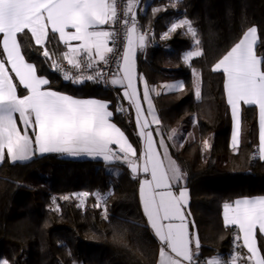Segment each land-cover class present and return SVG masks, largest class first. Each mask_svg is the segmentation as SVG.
<instances>
[{
  "label": "snow or ice",
  "instance_id": "6c2138e0",
  "mask_svg": "<svg viewBox=\"0 0 264 264\" xmlns=\"http://www.w3.org/2000/svg\"><path fill=\"white\" fill-rule=\"evenodd\" d=\"M142 2L146 0H0V162L6 158L13 163L25 162L36 153H56L101 159L105 165H126L133 178L144 174L139 179V202L144 226L158 241L157 264H264V195L224 202L223 224L234 229L233 247L226 254L205 257L202 253L195 222L187 211L186 173L170 154L168 141L174 142L179 130L172 129L164 138L151 98L165 90L183 91L185 86L178 81L163 84L157 91L138 76L137 53L153 36L151 22L143 30L139 24L138 16L145 14L139 7ZM180 2L168 0L153 8V18L168 8L176 9ZM165 27L161 40L171 39L178 31L191 39L189 49L181 54L182 62L191 67V62L203 55L193 22L177 14ZM29 34L42 49L44 61H51L53 70L65 81L104 83L118 90L115 112L127 111L120 102L127 101L134 112L138 147L112 122L110 101L76 98L49 87V79L39 74L38 66L24 54L21 37ZM121 38L122 50L118 46ZM52 39L66 49L60 59L47 47ZM61 61L68 67H62ZM211 71L223 74L224 96L232 118L231 148L239 150L243 108L254 106L258 115V159L264 161V38L258 27L243 30ZM192 75L194 94L199 99L201 74L193 68ZM141 82L142 95L138 88ZM21 87L26 94H18ZM209 147L204 140L203 148ZM108 195L80 191L59 199H75L80 202L78 206H83L93 197V207L103 208L102 217L108 221ZM56 201L53 197V205ZM53 210H59L58 205ZM0 264L10 261L0 258Z\"/></svg>",
  "mask_w": 264,
  "mask_h": 264
},
{
  "label": "trees",
  "instance_id": "16d2710c",
  "mask_svg": "<svg viewBox=\"0 0 264 264\" xmlns=\"http://www.w3.org/2000/svg\"><path fill=\"white\" fill-rule=\"evenodd\" d=\"M167 3L148 0L145 14L138 16L142 30L151 22L158 46L138 56L137 69L153 86L178 80L184 83L183 91L161 93L153 100L163 132L179 130L174 142L168 141L170 154L186 173L190 217L202 253L205 257L226 254L233 247L234 229L224 226L222 205L264 195V161L252 158L258 145L254 106L243 108L238 152L230 148L231 117L223 74L211 68L248 27L257 26L264 38V0H181L176 9L168 8L153 18L152 9ZM177 14L186 15L198 32L203 55L191 67L181 60L192 43L189 37L178 31L171 39H160L166 23ZM21 43L26 59L49 79L51 89L110 101L113 121L138 147L132 112L124 106L127 111L116 113L118 100L111 91L90 82L64 85L30 34L21 37ZM47 47L56 53V59L65 49L56 39ZM191 68L201 74L199 99L194 94ZM204 140L208 149L203 148ZM80 191L110 193L108 221L102 217L103 208L93 207V197L83 206L75 199H59ZM53 197H57L59 210H53ZM144 225L137 181L123 164L110 169L100 161L51 153L23 163L0 164V258H7L10 264H156L158 242Z\"/></svg>",
  "mask_w": 264,
  "mask_h": 264
},
{
  "label": "crops",
  "instance_id": "0c3cea01",
  "mask_svg": "<svg viewBox=\"0 0 264 264\" xmlns=\"http://www.w3.org/2000/svg\"><path fill=\"white\" fill-rule=\"evenodd\" d=\"M147 1L148 0H146V3H147ZM146 3H141V5L139 6V7H141V8H144L145 7V5H146ZM149 47H152L151 46V44L149 43V45L143 50V51H140V52H138L137 53V58H136V71H137V74H138V76L139 75H142V74H140L139 72H138V69H137V59H138V56L139 55H144L145 54V52H146V50H147V48H149ZM66 49H64V51H65ZM220 73H222V72H220ZM13 76H14V74H12ZM143 76V75H142ZM143 78H144V81H146L147 82V80L145 79V77L143 76ZM173 82V81H172ZM171 82V83H172ZM17 83H18V81H17ZM167 83H169V82H166V83H162V84H167ZM147 84L149 85V87L151 88V87H156V86H153V85H150L148 82H147ZM162 84H160V85H162ZM159 85V86H160ZM138 88H139V91H140V93H141V95H142V92H143V83L141 82V83H139L138 84ZM156 89H158V88H156ZM114 90L116 91V93L118 94V90L116 89V88H114ZM119 91H122V89L121 90H119ZM173 91H178V90H173ZM173 91H163V92H161V93H168V92H173ZM60 92V91H59ZM62 93H64V92H62ZM18 94L19 95H24V94H26L25 93V91L22 89V87L20 88V89H18ZM67 94V93H66ZM70 95V94H69ZM154 96H155V94H152V96H151V98H152V101H153V105H154V108H155V112H156V115L158 116V114H157V111H156V107H155V104H154V100H153V98H154ZM75 97V96H74ZM76 98H85V99H87V98H95V97H76ZM95 99H100V100H102V101H108V100H106V99H102V98H95ZM226 99V98H225ZM122 105H123V107L125 106V107H128L129 109H130V107H129V105H128V103H127V101H122ZM144 107L146 108L147 107V105L145 104L144 105ZM229 107V106H228ZM109 110H111V108H109ZM131 110V109H130ZM229 110H230V108H229ZM112 111V110H111ZM131 112H132V118H133V123H134V128H135V131H136V126H135V121H134V112L131 110ZM256 112H257V110H256ZM230 117H231V112H230ZM17 120H18V114H17ZM19 122V121H18ZM112 122H114L113 121V117H112ZM115 123V122H114ZM116 124V123H115ZM118 126V125H117ZM119 127V126H118ZM152 127H153V129L156 127V125H152ZM160 127V130H161V132H163V130H162V128H161V125L159 126ZM258 131H259V129H258V115H257V134H258ZM164 133V132H163ZM231 135H232V118H231V133H230V142H229V144H230V148H231ZM127 136V135H126ZM138 137V136H137ZM160 137H157V139H159ZM129 139V138H128ZM134 146V145H133ZM135 147V146H134ZM232 149V148H231ZM257 149H258V145L256 146V148L254 149V151H253V153H252V158H253V155L254 154H256V156H257V158H255V159H258V152H257ZM233 150V149H232ZM234 151V150H233ZM47 154H50V153H47ZM51 154H56V153H51ZM36 155H41V154H39V153H36L32 158H34ZM60 155V154H59ZM61 156H63V157H65V158H70V159H86V160H94V159H91V158H72V157H67V156H64V155H61ZM31 158V159H32ZM30 159V160H31ZM4 161H8L9 163H13V162H11V161H9L7 158L4 160ZM95 161H100L101 163H103L104 164V166H106V167H108V168H110V169H116L117 168V164H119V163H114V164H111V165H105V163L101 160V159H95ZM25 162H27V161H25ZM1 163H3V162H0V164ZM15 163H23V162H15ZM126 166V165H125ZM127 167V166H126ZM128 169V168H127ZM128 171L130 172V170L128 169ZM130 174L133 176V174L130 172ZM143 173H141L140 174V176L139 177H137V178H135L136 179V181H137V185H138V188H139V179H142L143 178ZM138 197H139V193H138ZM189 202H190V195H189ZM187 211H189V204H188V208H187ZM223 218V217H222ZM190 219H191V217H190ZM152 233V232H151ZM154 236V235H153ZM155 238V237H154ZM156 239V238H155ZM156 241H157V239H156ZM158 242V241H157ZM156 264H157V261H156Z\"/></svg>",
  "mask_w": 264,
  "mask_h": 264
},
{
  "label": "built area",
  "instance_id": "2783aa9c",
  "mask_svg": "<svg viewBox=\"0 0 264 264\" xmlns=\"http://www.w3.org/2000/svg\"><path fill=\"white\" fill-rule=\"evenodd\" d=\"M150 44H151L152 47H157V46H158L157 40L155 39L154 36H152V38L150 39ZM118 46H119V47L121 48V50H122V38H121V40L119 41ZM61 66L64 67V68H67V67H68V65L66 64V62H63V61H61ZM101 67H104V66L101 65ZM105 70L107 71V69H105ZM112 70L115 71L114 68H113ZM56 73H57V75L59 76L61 82H62L64 85L71 86V87H74V86L80 85V84H72L70 81H65L64 79H62V76H61V74H60L59 72H56ZM90 83H93V82H90ZM93 84L96 85V86H98V87H100V88H102V89H104V90H109V91H111V92L114 94V96L117 98V100L119 99L118 94H117L116 91L114 90V87H113V86H111V85H106V84H104V83H93ZM120 102L122 103V101H120ZM231 249H232V247L228 250V252H229Z\"/></svg>",
  "mask_w": 264,
  "mask_h": 264
},
{
  "label": "rangeland",
  "instance_id": "374dc122",
  "mask_svg": "<svg viewBox=\"0 0 264 264\" xmlns=\"http://www.w3.org/2000/svg\"><path fill=\"white\" fill-rule=\"evenodd\" d=\"M192 69H193V68H191V75H192ZM196 70H197V69H196ZM197 71H198V70H197ZM192 80H193V75H192ZM178 81H181V80H178ZM178 81H173L172 83H174V82H178ZM170 83H171V82H169V83H167V84H170ZM162 85H163V84H162ZM160 86H161V85H160ZM160 86L158 85V86L155 87V88H158L157 91L160 90ZM165 91H169V90H165ZM164 134H165V137H164V138L166 139L168 133H165V132H164ZM159 139H160V138H159ZM174 145H175V144H174ZM76 264H80V263H76Z\"/></svg>",
  "mask_w": 264,
  "mask_h": 264
}]
</instances>
